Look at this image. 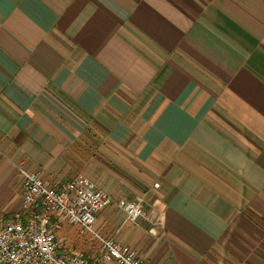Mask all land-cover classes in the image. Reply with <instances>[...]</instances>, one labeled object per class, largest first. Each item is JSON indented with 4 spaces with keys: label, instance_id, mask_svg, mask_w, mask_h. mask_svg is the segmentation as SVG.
I'll list each match as a JSON object with an SVG mask.
<instances>
[{
    "label": "crops",
    "instance_id": "obj_1",
    "mask_svg": "<svg viewBox=\"0 0 264 264\" xmlns=\"http://www.w3.org/2000/svg\"><path fill=\"white\" fill-rule=\"evenodd\" d=\"M21 165L147 264H264V0H0V226Z\"/></svg>",
    "mask_w": 264,
    "mask_h": 264
},
{
    "label": "built area",
    "instance_id": "obj_2",
    "mask_svg": "<svg viewBox=\"0 0 264 264\" xmlns=\"http://www.w3.org/2000/svg\"><path fill=\"white\" fill-rule=\"evenodd\" d=\"M20 175L24 214L0 226V258L4 264H94L78 253L61 252L57 234L66 224L77 227L80 236L100 244L102 262L147 264L131 247L105 238L96 230L98 216L111 205V199L93 181L80 176L47 183L39 172L22 165ZM123 207L132 223L148 217L143 199Z\"/></svg>",
    "mask_w": 264,
    "mask_h": 264
},
{
    "label": "rangeland",
    "instance_id": "obj_3",
    "mask_svg": "<svg viewBox=\"0 0 264 264\" xmlns=\"http://www.w3.org/2000/svg\"><path fill=\"white\" fill-rule=\"evenodd\" d=\"M125 222L132 223V222L128 221L127 216H126ZM87 238L88 239H86V237H84V236H80L78 233L77 227L71 226L69 224H66L64 226V230L60 231L57 234V240L59 242L62 253H78V254L84 256L85 258H87L90 262H92L94 264H100V263L102 264L100 244L95 239H93L91 237H87ZM81 241H83V242H81ZM75 242L82 243V244H85L86 242H88L90 244L89 248H90L91 252H93V258H91V260H90V258H88V256L85 253L77 252L75 249V246H76ZM103 263H105V262H103ZM106 264H108V263H106ZM111 264H115V263H111Z\"/></svg>",
    "mask_w": 264,
    "mask_h": 264
}]
</instances>
